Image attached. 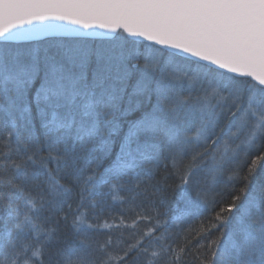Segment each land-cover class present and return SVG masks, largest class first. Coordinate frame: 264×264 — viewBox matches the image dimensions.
Segmentation results:
<instances>
[{
  "label": "snow or ice",
  "instance_id": "obj_1",
  "mask_svg": "<svg viewBox=\"0 0 264 264\" xmlns=\"http://www.w3.org/2000/svg\"><path fill=\"white\" fill-rule=\"evenodd\" d=\"M57 32L111 42L40 47ZM138 40L147 42L142 51ZM137 111L116 160L100 172L122 128L116 113ZM0 134V264H264V181L254 183L264 151L253 154L264 145V0H0ZM241 153L250 163L230 169L228 191L195 179L209 158L206 175L215 177ZM162 160L194 218L175 236L141 199ZM105 195L127 207L111 223L87 222L85 202L95 208ZM61 221L86 234L79 248L62 246Z\"/></svg>",
  "mask_w": 264,
  "mask_h": 264
},
{
  "label": "trees",
  "instance_id": "obj_2",
  "mask_svg": "<svg viewBox=\"0 0 264 264\" xmlns=\"http://www.w3.org/2000/svg\"><path fill=\"white\" fill-rule=\"evenodd\" d=\"M121 35H124L121 33ZM53 39H60V41H69L72 39H65V38H57V37H49L45 38L43 40H40L39 44L41 48L49 47L53 41ZM129 41L132 39L127 37ZM78 40V39H75ZM87 41L91 46H97V44H103V46L108 45V39H92V38H86V39H80ZM29 43L26 42L23 44H20V47L23 46H29ZM137 45L140 46L139 50H143V46L147 44L145 41H135ZM178 66H183L185 63L183 61H177ZM186 65V64H185ZM175 66V65H174ZM159 76H157L158 79ZM135 76L133 77L134 82ZM165 83H167L165 81ZM185 83L181 88V93L184 92L186 88ZM153 88H155V83H153ZM130 91V89H129ZM199 93V86H197L196 90L193 91V96L195 97ZM156 102V95L153 93L151 97V103L154 104ZM193 103H195V100H193ZM127 107V98L121 103L120 109L121 111ZM139 116V112H134L126 117L120 116V113H116V117L120 120L122 124L121 131L118 135H114L112 137V144L111 149L108 152L107 155L104 156V159L102 161V167L99 169L100 172H103L105 168L110 167L113 162L116 160L117 153L120 151V144L123 140L124 133L127 131V121L134 120ZM34 135L36 137V141L38 146L43 148L44 145V130L40 126L39 119L34 120ZM223 125V121H222ZM224 132L226 133L227 125H223ZM27 137V132L21 130V139H24ZM4 139L3 135L0 134V141ZM134 147V145H133ZM257 151H264V145L260 146L259 149H254L253 154H255ZM16 154V142L15 138H13L12 141V148L9 152L10 156H15ZM99 153H97L98 155ZM165 161L162 160L160 168L158 171L155 172L153 178L149 181L148 184V196L142 197L141 199L144 200L145 204L154 203L156 209L159 211L160 218L162 221L166 222L168 226V230L170 233H172L174 236L181 232L184 229H187L190 224L193 223V217L190 215H187L185 213V201L180 199V189L176 187V185L179 183L178 178L175 176V174L172 171L171 166L167 169L164 167ZM250 163V158L246 157L243 153L235 157V159L226 166L224 172L222 174H218L215 177L206 175V169L211 165L210 158L206 160L203 163V167L198 170L195 173V179L200 181V186L213 190L215 192H226L230 189L231 183L235 181H229V175H230V169L234 167H239L242 170L246 171L247 164ZM52 167V165H50ZM143 167H151V165L145 164ZM139 171V169H137ZM135 176V173H129V175L125 176L123 178V183L125 186V189L130 186L133 178ZM264 181V163L258 165V170L256 173V178L254 180V183H260ZM62 183H68V181L62 180ZM237 187H239V183L237 182ZM103 192L108 193L109 189L107 186H105L102 189ZM153 193H155L153 195ZM189 193L191 197L194 199L196 196V189L195 185L191 186L189 188ZM118 195L126 196L127 192L122 191L119 192ZM75 198V193L72 194H66L64 196L58 197V201H71ZM127 206L125 204H122L119 200H113L112 195H105L103 197H97V206L95 208L90 207L89 203L85 202V210H86V221L89 223H97V219L94 217H99V222L103 223L105 221L111 223L112 222V216H119L122 209L126 208ZM5 213V204L2 200H0V216H3ZM111 214V216L109 215ZM48 213L44 212L41 214V219H43L45 216H47ZM60 229V236L62 240V246L67 245H74L75 247H80V240L85 237V233H75L71 226L70 222L68 224H65L63 221H61L59 225ZM102 231H107L106 229ZM163 231V229L161 230ZM98 233L95 231H88L87 236L95 237ZM46 264H47V257ZM233 264H235V261H233Z\"/></svg>",
  "mask_w": 264,
  "mask_h": 264
},
{
  "label": "water",
  "instance_id": "obj_3",
  "mask_svg": "<svg viewBox=\"0 0 264 264\" xmlns=\"http://www.w3.org/2000/svg\"><path fill=\"white\" fill-rule=\"evenodd\" d=\"M6 23H7V21H6ZM53 23L59 24L60 22L54 21ZM63 27L71 29V28H74L75 26L71 25V24H65V25H63ZM77 31L80 32V33H83L84 29L79 28V29H77ZM97 31H100V30L97 29ZM114 34H112V35H114ZM49 37H72V38H92V39H94V38H108L107 36H99V35L98 36H84V35H81V36H75V35L69 36V35L57 32V33H53V34H44L41 40H43L45 38H49ZM129 38H131V37H129ZM139 41H143V40H139ZM25 42H28V41H24V42H21V43H25Z\"/></svg>",
  "mask_w": 264,
  "mask_h": 264
},
{
  "label": "rangeland",
  "instance_id": "obj_4",
  "mask_svg": "<svg viewBox=\"0 0 264 264\" xmlns=\"http://www.w3.org/2000/svg\"><path fill=\"white\" fill-rule=\"evenodd\" d=\"M113 36H115L116 39H119L122 35H121V33H115ZM57 38H65V39H72V40H75V39H78V40H80V39H86V38H72V37H57ZM94 39H99V38H94ZM100 39H108L109 40V38H100ZM50 41H60V39H53V40H50ZM108 42L110 43L111 41L109 40ZM21 44H23V43H21ZM30 45H31V43H29V46ZM100 46H103V44L102 45L101 44H97V46H94V47H100ZM23 47H27V46H23ZM54 51H55L54 48H51L50 49V52H54ZM164 59H167V56H165ZM174 67L177 68V69H183L184 67H186V65L184 64L183 66H178V64H175ZM158 79H159V77H158ZM188 91H189V88H188V85L186 84V88H185V90H184V92L182 94L183 95H187L188 94ZM226 132H227V129H226Z\"/></svg>",
  "mask_w": 264,
  "mask_h": 264
}]
</instances>
